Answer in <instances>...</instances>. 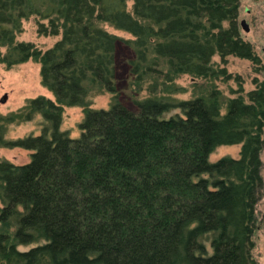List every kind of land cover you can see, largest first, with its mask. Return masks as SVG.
Instances as JSON below:
<instances>
[{
    "label": "trees",
    "instance_id": "1",
    "mask_svg": "<svg viewBox=\"0 0 264 264\" xmlns=\"http://www.w3.org/2000/svg\"><path fill=\"white\" fill-rule=\"evenodd\" d=\"M132 1L129 11L130 0H0V64L37 59L61 104L86 105L100 89L115 94L109 110H86L78 139L62 131L61 107L45 96L31 102L50 125L8 143L35 151L30 163H0L3 264H254L264 82L248 101L230 99L224 114L215 92L147 97L131 109L118 95V37L102 25L136 37L128 43L137 85L211 78L216 54L259 62L241 37V0ZM32 15L48 21L40 34L62 32L46 51L16 40ZM173 110L181 113L166 118ZM236 144L239 158L210 161Z\"/></svg>",
    "mask_w": 264,
    "mask_h": 264
},
{
    "label": "rangeland",
    "instance_id": "2",
    "mask_svg": "<svg viewBox=\"0 0 264 264\" xmlns=\"http://www.w3.org/2000/svg\"><path fill=\"white\" fill-rule=\"evenodd\" d=\"M134 1L129 2V11ZM238 24L241 37L252 44L259 62L254 63L249 59L231 55L223 61L219 54L213 57L217 73L211 78H196L191 75H179L173 82L166 79L147 80L142 85H137L135 77H131L129 62L134 58V48L131 46L136 37L112 25L102 24L103 27L118 37L117 42V80L119 100L129 108H135V100L147 97H164L175 102L190 100L197 97H209L213 92L219 98L222 113H226L227 103L230 99L240 96L247 97L248 92L255 90L257 84L264 82V0H241ZM245 21L249 31L245 30L242 22ZM39 17L32 15L22 23L23 31L17 35V42L34 43L39 50L46 51L62 39L60 35H46L39 33ZM229 27V23H225ZM131 42V44L128 43ZM2 52L6 54V49ZM41 63L35 58L20 64L11 65L6 62L0 64V163L7 161L15 165L30 163L35 151L23 149L19 146H8V143L23 140L28 137L42 135L46 126L50 125L40 112L31 111V102L39 97H47L61 107L63 122L62 131H69L72 138H80L82 129L80 123L86 118V110H109L115 94L105 90L90 92L85 101L86 105H65L57 101L56 95L42 82ZM166 72V71H165ZM156 94H152V91ZM7 96V99L5 100ZM181 113L173 110L165 115L166 118ZM264 138V135H263ZM242 144L225 145L218 147L210 157L215 162L226 156L239 158ZM263 167L261 174L264 180V148L261 155ZM264 185V183H263ZM256 226L253 236L254 247L252 255L254 264H264V186L260 200L256 205ZM3 202L0 198V211ZM209 253H212L210 241H205ZM29 247L20 246L19 249L27 250ZM0 264H3L0 260Z\"/></svg>",
    "mask_w": 264,
    "mask_h": 264
},
{
    "label": "water",
    "instance_id": "3",
    "mask_svg": "<svg viewBox=\"0 0 264 264\" xmlns=\"http://www.w3.org/2000/svg\"><path fill=\"white\" fill-rule=\"evenodd\" d=\"M242 24L244 25L245 30L249 31V29H248V27H247L245 21H243ZM6 99H7V96H6L5 100H6Z\"/></svg>",
    "mask_w": 264,
    "mask_h": 264
}]
</instances>
